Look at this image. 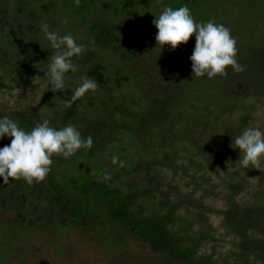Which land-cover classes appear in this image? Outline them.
Returning a JSON list of instances; mask_svg holds the SVG:
<instances>
[{
    "label": "rangeland",
    "instance_id": "obj_1",
    "mask_svg": "<svg viewBox=\"0 0 264 264\" xmlns=\"http://www.w3.org/2000/svg\"><path fill=\"white\" fill-rule=\"evenodd\" d=\"M135 1L140 9L127 13L120 8L119 0H94L91 15L86 10L74 11V0H0V112H38L39 120L52 123L59 116L60 93L75 90L84 78L92 79L88 69L97 62L105 65L107 82L80 98V117L86 119L101 116L99 107L109 96V106L116 100L133 99V107L142 113L156 86L162 90L176 82L181 93V112L175 113L181 115L179 120L154 131L146 148L135 136L116 133L93 162L92 175L104 179L115 172L116 181L130 180L134 185L148 186L138 202L144 213H164L176 204L174 229L181 234L188 232L190 237L203 234L196 240V257L209 256L219 263L235 264L240 262L241 238L226 227L224 218L232 193L230 185L237 179L245 185L234 196L235 204L261 203L264 170L252 168V175L241 171L232 178L240 168L236 150L230 145L223 149L220 141L231 126H243L242 131L248 127L264 131V88L237 81L232 90L217 94L219 89L212 87L211 80L206 81V76L194 78L192 74L190 57L196 44L195 34L176 49L170 45L156 47L158 29L152 23L153 12L159 14L167 6L166 0H154L148 9L143 0ZM190 1L198 3L200 15L194 17L197 23L211 20L223 24L230 29L238 47L264 50V0ZM251 9L256 14L246 22V11ZM93 20L120 21L121 39L109 46L93 44L88 34ZM42 22L48 24L49 31L60 36L70 33L77 43L86 45L81 55L73 57L76 70L66 73L64 89L55 93L49 90L47 75L53 50L40 30ZM201 96L202 100H198ZM205 97L210 99L208 115L204 111ZM86 119L75 127H81ZM199 143L208 146L206 154L196 150ZM137 152L143 154L141 169L128 171L142 158ZM165 154H169L167 158ZM26 223V217L19 220L13 211H0V264H168L170 260L166 254L154 252L139 237L127 234L119 241L116 230L124 232V228L110 221L90 228L60 223L34 228L26 227ZM171 262L178 264L176 260ZM254 264L264 262L256 260Z\"/></svg>",
    "mask_w": 264,
    "mask_h": 264
},
{
    "label": "trees",
    "instance_id": "obj_2",
    "mask_svg": "<svg viewBox=\"0 0 264 264\" xmlns=\"http://www.w3.org/2000/svg\"><path fill=\"white\" fill-rule=\"evenodd\" d=\"M92 1L94 0H87V2L80 0L79 6L75 5L73 9L74 11L86 10L85 12L92 15L94 14ZM143 1L146 3L145 8L148 9L151 8L154 0ZM166 2V5L173 9L187 6L193 17L200 15L196 9L198 3L194 1L166 0ZM119 6L127 13L140 9L135 0H119ZM81 7L83 9L80 10ZM255 14L256 11L253 9L246 11L245 21L248 22ZM89 27L88 34L91 42L98 47L109 46L121 39L122 23L120 21L93 20ZM237 48L238 63L245 70L237 73L231 66H228L227 76L218 75L215 78L206 79V81L211 80L212 87L219 89L215 91L219 95H222L225 90L227 92L232 90L237 81L250 86L255 84L259 89L264 88V50L257 49L255 46H237ZM105 69L102 62L94 63L89 67L88 75L98 85L103 86L107 82ZM159 88L156 86L153 89V97L146 102L142 113L133 107L132 104L135 102L133 99L128 102L116 100L112 106H109L111 98L109 96L99 107L103 116L89 119H86V116L80 117L81 99L72 102L70 107L65 106V102L71 100L74 90L67 89L61 92L57 110L59 116L52 120L50 126L57 129L69 124L76 126L81 119H86L87 121L82 123L77 130L82 138L86 139L88 136L93 138L91 149L81 148L69 159L54 155L51 172L43 182L34 186H29L23 179L11 180V178L10 183L5 185L3 177H0V211H13L19 220L21 217H26L28 221L26 227L34 228L42 226L47 228L57 223L64 226L81 225L84 228H90L93 224L99 227L106 225V221H110L124 228V232L116 230L119 241H122L127 234L139 237L148 243L154 252L166 254L170 259L168 264H172V260H176L178 264H230L219 263L209 256L196 257L199 248L196 240H200L203 234L190 237L188 232L181 234L180 230L174 229L177 218L176 204L171 205L164 213L146 214L138 202L140 195H144L149 189L148 186L134 185L130 180L129 182H124L128 180L123 179L116 181L115 172H112L114 175L106 176L107 179L92 175L93 162L101 154L100 150L109 144V139L111 141L114 139L116 133L126 132L130 136H135L142 148H146L150 145L149 140L154 135V131H159L163 125L169 127V123L173 124L177 119L179 120L181 115L175 114L177 111L181 112L182 108L179 103L181 94L179 84L174 82L165 85L162 90ZM198 100H202V96ZM209 101L210 99L206 98L204 111L207 115L210 111ZM5 116L18 122L26 131H30L37 122H42L39 120L38 112L33 111L16 110L9 114L0 112V118ZM247 116L245 115L244 119ZM177 122L180 123V121ZM205 124L207 123H204V126ZM242 127L231 126L225 129V134L221 136L220 141L223 149H227L233 138L242 134ZM11 139L7 135L0 139V148L10 145ZM195 148L200 153L206 154L208 146L199 143L195 145ZM235 150L238 161L240 151ZM137 154L142 158H138L136 165L128 171L141 169L143 154L141 152ZM167 155L169 154H165L164 157L167 158ZM241 171H246L249 176L253 173L252 168H244L240 165L232 178L239 175ZM243 187L245 185L241 179H237L230 185L232 193L229 207L224 211L226 227L241 238L240 262L235 264H254L256 260L264 262V200L261 203L246 206L235 204L233 198L242 191ZM262 194L264 199V192ZM250 231L263 236L256 237L253 233L250 234ZM252 255L253 258H251Z\"/></svg>",
    "mask_w": 264,
    "mask_h": 264
},
{
    "label": "clouds",
    "instance_id": "obj_3",
    "mask_svg": "<svg viewBox=\"0 0 264 264\" xmlns=\"http://www.w3.org/2000/svg\"><path fill=\"white\" fill-rule=\"evenodd\" d=\"M74 2L79 6L80 0ZM153 13L155 19L152 23L158 29L155 35L156 47L163 49L165 45H170L172 49H176L181 44H186L195 34L196 44L190 57L194 78L227 76L228 66L237 73L245 70L237 60V41L230 29L223 24L211 20L197 23L187 6L176 9L164 6L159 14ZM63 23H68L67 18ZM39 27L53 50L47 73L49 90L59 92L65 87L66 73L76 70L72 63L73 57L81 55L86 45L77 43L70 33L60 36L49 31L47 23L42 22ZM97 88L95 80L84 78L74 90L71 100L65 102V106L70 107L72 102L83 98L89 91L94 93ZM5 135L12 138L10 145L0 148V177H3L5 185L10 183V178L23 179L29 186L41 183L51 172L54 155L69 159L81 148L90 150L93 145V138H82L75 126L69 124L57 129L50 126L48 119L37 122L30 131H26L18 122L5 116L0 118V139ZM230 147L239 149V165L264 170L261 167L264 161V131L260 128H246L242 134L233 138ZM116 159L113 158L114 163Z\"/></svg>",
    "mask_w": 264,
    "mask_h": 264
}]
</instances>
